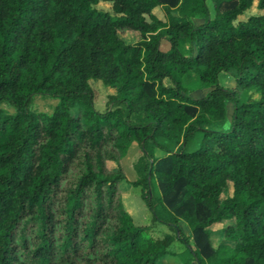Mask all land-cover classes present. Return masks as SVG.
Segmentation results:
<instances>
[{
  "label": "trees",
  "instance_id": "obj_1",
  "mask_svg": "<svg viewBox=\"0 0 264 264\" xmlns=\"http://www.w3.org/2000/svg\"><path fill=\"white\" fill-rule=\"evenodd\" d=\"M209 1L212 17L206 0H0V264H156L173 241L182 264H264V15L234 23L254 0ZM90 79L114 90L102 113ZM186 79L208 92L190 98ZM37 96L51 113L32 110ZM226 103L227 126L209 128ZM132 143L130 185L172 234L152 237L124 210Z\"/></svg>",
  "mask_w": 264,
  "mask_h": 264
},
{
  "label": "rangeland",
  "instance_id": "obj_2",
  "mask_svg": "<svg viewBox=\"0 0 264 264\" xmlns=\"http://www.w3.org/2000/svg\"><path fill=\"white\" fill-rule=\"evenodd\" d=\"M257 0H254L250 9L246 11V13L243 16L237 17V19L234 21V23H237L238 21L245 20L249 15H255V14H261L264 15V9L259 10L256 8ZM206 5L209 11L210 17L213 16V9L212 4L209 0H206ZM96 9L100 11H107L110 12L111 10V4L109 2H99L96 7ZM153 13L155 16L161 20H167V17L165 15V11L158 7L153 10ZM193 25L197 26L202 23L201 19L193 18L192 20ZM119 36L125 43H135L139 35L136 32H125L120 33ZM169 45L166 42L165 38H163L160 42V49L163 51H166L168 49ZM183 50L187 49V46H182ZM219 85L222 87L230 88L233 87V80L232 77L227 73H221L218 77ZM88 84L93 92V108L95 111L98 112H104L110 106L107 103V97L108 95L114 94V90L108 86H105L101 83V81L97 79H90L88 81ZM184 85L187 89V95L190 98L193 99H199L205 96V94L208 92L207 89H203L198 82H194L192 79H186L184 81ZM257 95L253 92H249L247 95L243 97V101H254L257 99ZM56 104L55 100H51L46 97H35L32 103V110L36 112H44V113H51L53 106ZM3 108L7 109L9 112H11V109L3 106ZM226 120L222 123H214L209 126L211 129H221L227 126L230 115L232 112V106L229 103H226ZM123 113L124 110L121 108ZM141 155V152L137 145L135 143H132L129 148L127 149V152L125 156L120 160V165L122 167V170L124 172L125 180L122 181L118 185L119 189V196L121 203L124 207V210L127 214L130 215V217L133 220V223L135 225H141L148 227V232L152 237H160L164 234H172L169 229L159 223H154L151 220L150 213L145 208L142 200L140 199L139 189L133 188L130 183L135 180V173L133 170V164L136 162L138 157ZM154 155L159 157L162 156L163 153L159 150H154ZM107 169L109 171L115 170V165L112 162L106 163ZM229 192H230V186H229ZM224 197L221 196L220 200ZM232 221H225L220 224H216L212 226L211 228V237L210 241L213 247H216L221 241H222V229L228 225L231 224ZM179 227L181 232L184 236L188 237L191 241L190 231L188 227L185 225L184 222H179ZM168 254L158 260L156 264H182L185 261H188L190 259V255L187 252L184 245H182L179 241H173L172 244L168 247ZM195 264V263H191Z\"/></svg>",
  "mask_w": 264,
  "mask_h": 264
}]
</instances>
